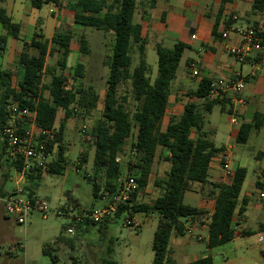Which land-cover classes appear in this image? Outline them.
Listing matches in <instances>:
<instances>
[{"label":"trees","instance_id":"1","mask_svg":"<svg viewBox=\"0 0 264 264\" xmlns=\"http://www.w3.org/2000/svg\"><path fill=\"white\" fill-rule=\"evenodd\" d=\"M5 0H0V24L7 32V36L0 37V51L6 49L7 39L11 37L19 39L20 25L12 23L6 10L1 6ZM59 0H33L35 8L40 9L45 4L58 3ZM158 0H149V9L154 8ZM235 0H222V7ZM137 0H78L74 23L77 26L89 27L106 34L113 33L114 45L111 60L108 62L109 76L105 97L101 98L92 86H78L79 80L85 78L86 67L77 63L74 67L75 84L70 90H65L67 78L63 74H56L54 68L47 66V57L61 55L57 66L65 69L71 55V42L77 39L79 51L82 55L90 54L86 36H76L71 31L58 30L47 40L43 35L35 33L30 44H25L27 50L18 59L19 81L17 86L11 84L12 75L0 71V130L7 121V107L9 100L18 101L22 108H28L36 112V123L44 130H51L56 124L59 114V132L57 158L48 165L45 173L63 175L66 169L67 146L64 142V133L68 121L78 113L89 115L97 110L100 102L103 103L101 116L92 128L94 155V171L96 175L105 172V192H101L98 181L93 183V195L95 199L112 198L117 191V181L121 179L124 168L117 162V157L123 155L128 140L136 130L135 140L131 144V152L136 155L133 160L127 162V177H132L139 185L140 191L148 187L153 172V167L162 150L163 157L171 164L167 177L156 180L155 185L163 194L154 202L144 204L138 201V193L133 194L131 206H121L113 218H106L99 224H91L88 220L71 223L65 231L71 227L74 237L80 232H89L97 227L99 232L106 237L108 226L125 215L126 211L133 214L145 215L157 214L159 223L153 241V264H176L170 257V241L172 234L183 237L186 233L184 220L197 219L205 215V211L197 207L183 203L186 192L203 194L207 184L211 185L210 197L214 199V212L210 218L207 247L216 248L231 243L235 238V228L232 227L236 215L246 212L249 200L244 197L239 203L238 199L247 177L244 168H237L232 176L230 184L209 183L208 172L210 163L221 149L208 140L205 129V115L211 114L216 107L222 113H232V105L229 98H217L209 100L211 82L202 80L190 96L203 99L204 103H188L185 105L180 117L171 118L166 129L163 122L168 108L169 97L177 71L186 49L183 42H178L173 48H167L162 44L155 47L158 56V74L152 81L151 66L145 60V41L141 36V27L134 23ZM215 23L214 36L218 37L217 29L221 18ZM264 13V0H252L251 14ZM264 45V34H262ZM136 50L139 54V64L132 69V55ZM45 75L51 77L49 85H45ZM130 83L134 90V97L138 103L137 109L130 114L126 108L127 98L120 99V85ZM45 91L50 97H45ZM264 129V113L254 115L250 123H242L236 142L241 145L248 143L252 132ZM192 132L198 134L196 140L192 139ZM53 149V144L50 145ZM2 149L0 151V167H2ZM161 157V156H160ZM87 163V157L81 156L79 167ZM12 168L6 166L3 172V180L0 183V196L5 195V187L11 176ZM43 174L37 177L30 176L27 189L31 195L38 196L37 189ZM109 199V201H110ZM108 201V202H109ZM107 202V203H108ZM77 203V202H75ZM106 203V204H107ZM105 204V205H106ZM104 205V206H105ZM75 208V206H74ZM89 209L79 210L91 212ZM77 209V208H76ZM244 236L250 235L243 232ZM60 243H66L72 249L74 241H67L60 237ZM114 242L106 251L107 257L99 258L100 264H118L112 259ZM50 247L43 249L45 255L49 254ZM264 258V252L262 253ZM77 264V262H73ZM190 264H213L210 256L201 257Z\"/></svg>","mask_w":264,"mask_h":264},{"label":"rangeland","instance_id":"2","mask_svg":"<svg viewBox=\"0 0 264 264\" xmlns=\"http://www.w3.org/2000/svg\"><path fill=\"white\" fill-rule=\"evenodd\" d=\"M66 28H71V12H67L65 16ZM71 31L76 38L85 35L88 41L90 54L84 56L78 51L73 52L67 62L65 69L57 66V62L61 60V55L49 57L48 67L54 68L56 74H63L68 79L70 87L76 86L74 67L84 61L86 65L85 78L79 80L78 86H92L103 100L105 97L107 79L109 76L108 62L112 57L114 45V35L106 34L103 31L92 29L89 27H81L73 25ZM7 36V32L0 24V37ZM9 45H19V43L8 37ZM8 45V46H9ZM73 49L75 45H79L77 39L72 43ZM165 47L172 48L171 43H165ZM132 69L139 64V54L134 50L132 53ZM0 51V71L7 72L12 75L11 84L18 85L19 68L18 59L13 56H7ZM145 60L151 66L152 81L158 74V56L155 48H149L145 52ZM45 85H49L51 77L45 75L43 78ZM45 97L49 98V92L45 91ZM119 97L127 98L126 108L130 114H133L138 106L134 97V90L130 83L120 85ZM103 109L102 101L97 110L89 115L78 113L74 118L68 121L67 128L64 133V142L67 146L66 153V169L63 175L45 173L39 181L37 189L40 200H46L49 203L51 211L67 206H75L79 210L89 209L90 206H104L110 198L95 199L93 195V183H100L101 192H105L106 175L101 172L99 175L94 171V155L92 128L99 120ZM62 114H59L58 124ZM230 116L221 113L217 108L212 114L205 115V131L210 133V124L217 125L220 129L228 131ZM136 130L133 131L132 137L128 140L124 152L122 162L120 163L123 174L120 180L127 177V162L133 160L134 155L131 152V144L135 140ZM223 134V133H222ZM219 134L215 140L216 146L225 144V138L221 140ZM213 135V134H212ZM233 155L239 157L240 151L244 148L249 154L252 152V145H237L233 141ZM3 148V140L0 137V151ZM256 152V149L253 150ZM162 150L159 151L153 173L150 178L149 186L138 193V201L144 204L154 202L163 194V191L155 185L156 180H163L171 168V164L165 160ZM87 157V163L82 168L79 167L81 156ZM161 156V157H160ZM238 159V158H237ZM239 160V159H238ZM255 160L250 158L248 163H234V169L239 166H246L248 169L247 182L255 178L254 170L256 169ZM6 169V167H5ZM4 168L0 167V183L3 180ZM13 175V172H11ZM12 184L8 183L7 188H11ZM211 190V185L207 184L205 193L186 192L184 194L183 203L199 208L203 199H208L213 204V197L207 193ZM77 202V203H75ZM204 210V209H203ZM206 211V210H205ZM248 216V214L246 215ZM202 226L208 224V218L203 217ZM126 216L122 215L115 222L108 226V235L104 237L97 227H93L89 232H80L78 237L67 234L65 229L71 224L65 215L58 216L50 213L44 217L40 213H34L28 218L27 225H18L14 219L7 218L4 215L3 205L0 204V264H100L99 258L106 255V251L110 246V241L114 242V252L112 259L118 264H153L154 252L152 249L155 232L159 223L157 214L145 215L142 213L133 214L132 227L125 225ZM260 221H264L261 217ZM251 222V220H250ZM191 226V224H190ZM252 235L239 241L231 242L216 248L209 249L206 245L208 232H199L195 230L193 235L176 236L172 234L170 241V257L176 264H185L182 256L183 249L189 253H197L200 257H212L214 264H264L262 252L264 251V232L258 235L257 228L250 224ZM198 235L203 236L206 240H196ZM60 237L67 241H74L73 249L66 243H60ZM260 237L263 241H260ZM186 244V247H182ZM22 245L24 250L18 249ZM50 247L49 254L45 255L43 249Z\"/></svg>","mask_w":264,"mask_h":264},{"label":"crops","instance_id":"3","mask_svg":"<svg viewBox=\"0 0 264 264\" xmlns=\"http://www.w3.org/2000/svg\"><path fill=\"white\" fill-rule=\"evenodd\" d=\"M32 2L33 0H5L1 4L12 23L20 25L19 39L15 40L12 38L19 45H9V39H7L6 49L3 52L4 59H7L9 55L19 59L24 52L33 53L34 51L28 50V48L26 50L24 46L25 44H30L35 33H39L47 40H51L56 31H71L73 25H75L74 14L78 0H59L56 4H45L40 9L35 8ZM137 4L138 8L134 16V23L141 27V36L146 43V50L165 43H171L174 47L176 43L183 42L187 46L182 56L176 79L172 84L168 108L163 122L164 130L171 118L182 115L185 105L191 102L198 105L204 103L203 99L190 96V93L197 88L202 80H208L212 84L220 80L235 81L238 78H243L246 81L245 89L241 95L246 102L245 106H241L236 102L232 94H226L222 98L230 99L232 113L226 114L230 116L236 113L240 125L234 127L229 120L228 131H226V129H220L217 125L210 124V133L207 132L208 140L216 148L221 149V152L210 163L208 182L230 184L232 176L237 169H234V163L240 164L244 162L245 164L249 162L250 158L254 159L256 162L255 178L250 182L245 180L238 199L239 203H241V200L246 197L249 203L246 212L243 215L236 213L233 219L237 227H235V238L232 242L250 237L253 232L248 227L250 224H253L257 228L258 235H261L264 232V221H260L261 217H264V205H260L257 202L256 192L258 190L264 192V129L252 132L248 141L252 145L251 153L248 154L243 148L239 157H237L233 155L232 150L235 148L233 141L237 145H241L236 142L241 124L250 123L257 113H264V50L262 52H251L245 62L241 64L237 63L229 55L227 49L230 44H236L240 41L239 34L241 31L249 28L256 29L257 25L264 21V13L251 14L252 0H235L233 3H228L223 7L222 0H158L152 9H149V0H137ZM220 9H222V13L217 29L218 37H215L214 28L220 15ZM67 12H71V28H66L65 16ZM225 32L231 33L230 41L222 38ZM192 36H195V39H192ZM75 40L71 42V55L68 62L73 52L76 53L78 51L81 54L79 45H75L74 49L72 48V43ZM49 57L51 56L47 57V62ZM78 63L86 67L84 61ZM193 64H196L200 72L199 77L193 76L191 70V65ZM217 108L219 107L215 109ZM219 134H222L221 140L225 138V144L216 146L215 140ZM191 137L196 140L198 134L192 132ZM255 149L256 152L253 151ZM224 155L229 157L228 164L231 175H226L221 169V161H223ZM246 166L241 167L238 165V168L246 169L248 175ZM207 193L209 195L210 191H207ZM212 202V206L208 207L211 202L208 199H203L199 209L206 210L205 215L197 219L184 220L186 232H190L189 235H193L195 230L208 232L210 218L214 212V199ZM247 214L248 216H246ZM204 216L208 218V224L201 227L200 224L204 221ZM243 232H249L250 235L244 236ZM186 235L188 234L184 236ZM201 239L203 240L202 242L206 240L201 235L196 237V240ZM181 246L186 247V244ZM182 256L185 264H190L201 258L199 254L189 253L186 249H183Z\"/></svg>","mask_w":264,"mask_h":264},{"label":"built area","instance_id":"4","mask_svg":"<svg viewBox=\"0 0 264 264\" xmlns=\"http://www.w3.org/2000/svg\"><path fill=\"white\" fill-rule=\"evenodd\" d=\"M262 34H264V21L260 22L256 29L249 28L241 31L239 34L240 41L228 46L229 55L237 63L242 64L251 52H262L264 50ZM222 38L230 41L231 33H223ZM192 39H195V36H192ZM191 70L194 77L200 76L196 64L191 65ZM245 85L246 81L243 78H238L235 81L220 80L211 84V92L208 99L213 101L217 98L222 99L226 94H232L236 102L241 106H245L246 102L241 97ZM64 87L65 90L72 88L69 86L68 79ZM7 113V121L0 130V137L3 140L2 167L5 169L6 166H10L13 175L11 174L8 178V183L12 184V187L7 188L6 185L5 195L0 196V204L3 205L5 217L14 219L18 225L24 226L27 225L28 218L34 213H40L44 217L50 213L58 216L65 215L69 223L88 220L91 224H99L106 218H113L119 207L131 206L132 196L135 193H139L140 188L132 177H128L117 181L118 191L105 206L95 208L91 212L82 211L79 213V210L74 208V206L62 207L56 211H51L49 203L46 200H40L38 196L31 195L26 186L30 176L44 175L48 165L56 160L58 150L56 139L59 132V124L56 122L51 130L42 129L36 123V112L28 108H22L19 102L13 99L9 100ZM230 124L234 127L240 125L236 113L230 115ZM52 144L53 149H50ZM132 155L135 157L136 152L133 151ZM225 156H223L224 159L221 161V169L226 175H231L228 164L229 157ZM122 158L123 156L119 155L117 162L121 163ZM256 194L257 202L260 205H264V192L258 190ZM125 216V225L132 227L131 212L127 210ZM232 227H237L234 221ZM67 234L74 235L73 228L70 227L67 230ZM260 240L262 241L263 238L261 237ZM18 249L24 250V247L20 245Z\"/></svg>","mask_w":264,"mask_h":264}]
</instances>
